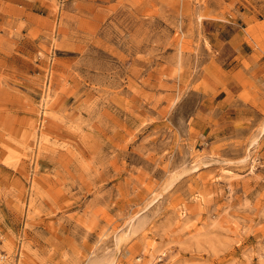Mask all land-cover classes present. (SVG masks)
Here are the masks:
<instances>
[{"label": "rangeland", "instance_id": "374dc122", "mask_svg": "<svg viewBox=\"0 0 264 264\" xmlns=\"http://www.w3.org/2000/svg\"><path fill=\"white\" fill-rule=\"evenodd\" d=\"M239 40L264 0H0V264H264Z\"/></svg>", "mask_w": 264, "mask_h": 264}, {"label": "crops", "instance_id": "0c3cea01", "mask_svg": "<svg viewBox=\"0 0 264 264\" xmlns=\"http://www.w3.org/2000/svg\"><path fill=\"white\" fill-rule=\"evenodd\" d=\"M233 48L235 50L233 54L235 57L238 56L239 64L242 57L249 59L246 71L253 75L261 87H264V52L255 50L250 41L244 40H239Z\"/></svg>", "mask_w": 264, "mask_h": 264}, {"label": "built area", "instance_id": "2783aa9c", "mask_svg": "<svg viewBox=\"0 0 264 264\" xmlns=\"http://www.w3.org/2000/svg\"><path fill=\"white\" fill-rule=\"evenodd\" d=\"M4 256H5L4 253L2 252V250H0V262L2 261Z\"/></svg>", "mask_w": 264, "mask_h": 264}]
</instances>
